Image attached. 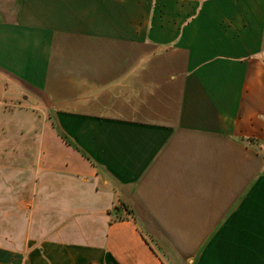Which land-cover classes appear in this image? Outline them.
Returning a JSON list of instances; mask_svg holds the SVG:
<instances>
[{
  "label": "crops",
  "instance_id": "0c3cea01",
  "mask_svg": "<svg viewBox=\"0 0 264 264\" xmlns=\"http://www.w3.org/2000/svg\"><path fill=\"white\" fill-rule=\"evenodd\" d=\"M0 221V264H264V0H0Z\"/></svg>",
  "mask_w": 264,
  "mask_h": 264
},
{
  "label": "rangeland",
  "instance_id": "374dc122",
  "mask_svg": "<svg viewBox=\"0 0 264 264\" xmlns=\"http://www.w3.org/2000/svg\"><path fill=\"white\" fill-rule=\"evenodd\" d=\"M10 223H13L12 225ZM20 221H0V239L5 237H15L14 235L21 229L23 225L19 224ZM1 244L3 242H0Z\"/></svg>",
  "mask_w": 264,
  "mask_h": 264
}]
</instances>
